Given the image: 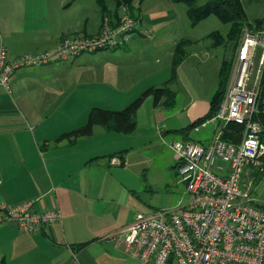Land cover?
I'll use <instances>...</instances> for the list:
<instances>
[{
	"label": "crops",
	"instance_id": "1",
	"mask_svg": "<svg viewBox=\"0 0 264 264\" xmlns=\"http://www.w3.org/2000/svg\"><path fill=\"white\" fill-rule=\"evenodd\" d=\"M146 1H139L138 7L134 2L141 18ZM96 2L100 7V0ZM167 2V7L153 6L149 16L142 13L151 38L135 36L118 49L74 59L78 65L89 59L93 66L102 63L99 78L106 60L119 67L138 63L110 78L107 87L115 94L107 104L83 105L47 85V75L60 71L61 62L16 71L12 93L0 87V202L17 205L36 200L37 211L56 208L63 214L60 222L35 233L15 223L1 225L0 264H142L129 254L122 232L138 213L160 211L155 194L179 191V167L170 145L178 140L212 142L215 122L192 125L208 115L225 59L213 57L203 39L195 36L172 35L167 42L172 33L166 28H172L176 18L173 2ZM82 4V0H0V47L4 45L9 57L16 58L53 49L66 34H97L105 12L100 7L92 17L86 13L74 17ZM115 9L107 6L112 15ZM181 39L190 44L174 71ZM202 51L209 55L207 60H191ZM184 72L192 75L186 85ZM150 88H165L168 93L159 104L154 96L144 101L136 112L134 131L122 133L97 125L91 136L57 141L85 126L92 108L122 111ZM135 92L141 94L131 102ZM116 157L122 165L112 163ZM256 170L247 167L245 185Z\"/></svg>",
	"mask_w": 264,
	"mask_h": 264
},
{
	"label": "built area",
	"instance_id": "2",
	"mask_svg": "<svg viewBox=\"0 0 264 264\" xmlns=\"http://www.w3.org/2000/svg\"><path fill=\"white\" fill-rule=\"evenodd\" d=\"M135 36L151 38L152 33L141 17L133 16L128 5L122 4L115 15L104 16L95 35L66 34L53 49L16 58H10L1 45L0 87L12 93L11 79L18 70L118 49ZM259 46L264 48V29L247 31L218 113L223 126L234 123L243 127L240 141L216 138L209 145L174 141L170 147L180 182L185 184L184 197L170 209L138 213L122 232L129 254L142 264H264V209L243 183L247 167L257 166L264 155V68L252 77ZM260 64L264 65V55ZM112 163L122 165L123 160L116 157ZM35 204L36 200L17 205L0 202V226L15 223L35 233L62 220L60 209L40 212Z\"/></svg>",
	"mask_w": 264,
	"mask_h": 264
},
{
	"label": "rangeland",
	"instance_id": "3",
	"mask_svg": "<svg viewBox=\"0 0 264 264\" xmlns=\"http://www.w3.org/2000/svg\"><path fill=\"white\" fill-rule=\"evenodd\" d=\"M82 1H83L82 8L76 13V15H74V17L80 16L85 13L88 14L89 17H92L93 15L97 13V11L100 10L101 5L99 7L96 0H95V4L93 0H82ZM139 1L140 0L134 1L136 2L137 7L139 6L138 5ZM167 1L168 0H147L145 4L141 6L142 13L144 14V16H149L150 9L153 8V6H155L157 3H160V4H164L167 7V3H168ZM241 1L243 2L244 8L246 10L247 20L249 23H254L257 20L264 19V0H241ZM105 2L109 10L114 11L115 0H106ZM206 3H207V0H196L197 6H203ZM170 4L173 6L174 15L176 16V18L173 21L172 28H166L167 32L172 33L167 36L169 40L167 42H170L173 40L174 37L172 35H174L177 38L195 36L197 38L203 39L202 40L203 45L207 46L208 50L211 51L212 56L219 55V57H221L220 55H223V57H225L224 60L226 59L228 60L227 61L228 65H230L231 63L233 64L231 68L228 84H227V87H228L229 83L232 80L235 67L237 65L236 61H237L239 44L243 40L246 32L247 31L256 32L259 30H263L264 28L257 29L255 27H249L248 25L243 24L244 26L241 32L234 33L233 35H235L234 36L235 39H232L234 37H231V34H230L231 25L222 23L216 16H210L204 19L203 21H200L198 24L194 25L187 13V10H188L187 5L183 3H179V4L170 3ZM136 6L134 5L135 12L137 11ZM163 8L164 7H162V9ZM142 13L141 15L143 18ZM136 14L139 15V13L137 12ZM189 42L190 41H188L187 39H181L179 41L180 44L178 45V49L182 50V47H184V50H185V47H186L185 52H187V49H188L187 47L190 44ZM255 52H256V59H255L254 65L256 69L252 77L258 76L261 73V70L264 68L263 67L264 65L262 66L260 64V59L264 55L263 46H259ZM158 56H161L162 58H164L163 54L159 53ZM208 56H209L208 54L202 51V53L201 52L197 53V55L191 58V60L192 61L196 60L197 62L205 61L208 59ZM83 57L91 58L92 54H84ZM109 60H110V63L108 60L104 61V65H105L104 68L106 70H104L105 73H102V78H99L97 74H101L99 73V70L102 69L100 65H103V64L100 63V65L98 66H93L92 59H89L87 62H85L82 65L76 64V61L74 60L67 61V62H61L62 68L59 69L60 71H58L57 73H53L51 75H47L48 84L47 83L46 84L53 86V88L56 91L57 90L62 91L63 97H68L70 100H81L83 105L85 103L105 105L109 101L110 96L112 95L113 97V94H115L114 92H112L111 86L109 88L107 87L108 85L107 83H109L110 78H117L120 73L119 70L124 69L126 66H130L132 69H134L138 65V63H134L130 65H125L124 63H122L121 67H119L115 64L114 60H111V59ZM70 62H73V63H70ZM113 64L117 68H114ZM190 64H191L190 65L191 67H194L193 62ZM109 70H111V72H109ZM183 79H184V84L186 85L187 84L186 80L192 79V75H188L187 73L185 74L184 72ZM227 87L225 89V93L223 97H221L220 100L217 102V108L215 112H213V116L200 123L201 119L205 118L206 116L210 114L211 109H212V104H211L208 115L204 116L203 118L199 119L193 124V127H194V126L202 125L206 123L207 121L215 122L216 130L214 132L212 142L215 141L216 138L226 139L225 134L226 132L229 131L230 124H224L223 126L222 125L223 123L221 124L222 121L218 117L220 107L225 100ZM11 88H12V84H11ZM261 93H262L261 96L264 99L263 81L261 83ZM135 94L137 95L132 99L131 102H133V100L137 98L141 94V92L133 93V95ZM262 136H264V132ZM221 163L223 165L225 164L222 161ZM254 167L255 169H257L256 174L255 176H251L248 181L246 180L247 181L246 188L249 191L250 195L252 197L254 196V198H256L257 201L259 202L260 206L264 209V155L259 159L258 165ZM184 188H185V184L181 183L179 191H177L175 194H162V195L155 194L154 199H155L156 204H159L158 209L166 210V209H170L174 207L180 201V199L184 197L183 195L184 190H185Z\"/></svg>",
	"mask_w": 264,
	"mask_h": 264
},
{
	"label": "trees",
	"instance_id": "4",
	"mask_svg": "<svg viewBox=\"0 0 264 264\" xmlns=\"http://www.w3.org/2000/svg\"><path fill=\"white\" fill-rule=\"evenodd\" d=\"M135 0H115V13H117L118 8L122 4H127L130 8L131 14L135 17H140L136 14L134 8ZM141 2L145 0H140ZM175 4L183 3L188 6L187 13L194 25L198 24L200 21L210 17L216 16L222 23L231 25V37H234V33H240L243 26L246 24L249 27H255L257 29L264 28V19L257 20L254 23H249L247 20L246 10L244 8L243 2L241 0H207V3L203 6H197L196 0H171ZM100 5L102 7L104 15L107 11V5L105 0H100ZM111 14V13H109ZM244 24V25H243ZM232 39H235L232 38ZM186 43V42H185ZM184 47L181 49L177 48L176 57L174 60V71L185 57ZM228 60H224L222 65V70L220 74V84L217 92L215 93L212 100V109L208 116L200 120V123L204 120L213 116L217 108V102L223 97L225 89L228 84L230 77V72L232 68V63L228 65ZM264 84V75H263ZM168 93L165 88H150L143 92L130 106L122 111H110L102 108H92L87 124L83 127L75 129L69 133H65L59 137L58 142L67 139L68 141H77L83 137L91 136L94 132V128L97 125L104 126L108 130L119 131L122 133H130L136 128L135 115L138 109L142 106L144 101L150 97L154 96L155 104H159L162 98ZM264 125V117L262 118ZM193 126V125H192ZM243 127L234 123L229 125V131L226 132L225 137L227 141L239 142L242 134ZM264 136H262V141ZM264 142V141H263Z\"/></svg>",
	"mask_w": 264,
	"mask_h": 264
},
{
	"label": "bare ground",
	"instance_id": "5",
	"mask_svg": "<svg viewBox=\"0 0 264 264\" xmlns=\"http://www.w3.org/2000/svg\"><path fill=\"white\" fill-rule=\"evenodd\" d=\"M137 38V37H136Z\"/></svg>",
	"mask_w": 264,
	"mask_h": 264
}]
</instances>
